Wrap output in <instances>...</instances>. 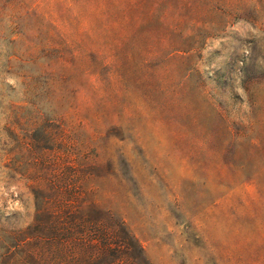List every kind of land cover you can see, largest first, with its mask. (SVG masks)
<instances>
[{
  "label": "rangeland",
  "instance_id": "374dc122",
  "mask_svg": "<svg viewBox=\"0 0 264 264\" xmlns=\"http://www.w3.org/2000/svg\"><path fill=\"white\" fill-rule=\"evenodd\" d=\"M9 1L0 3V264H264V0L187 59L143 70L135 58L123 77L107 54L103 65L81 54L62 70L44 34L12 44L34 28L31 5L65 3L80 17L74 31L92 26L83 1ZM15 48L31 65L9 71ZM89 80L103 96L86 91Z\"/></svg>",
  "mask_w": 264,
  "mask_h": 264
},
{
  "label": "trees",
  "instance_id": "16d2710c",
  "mask_svg": "<svg viewBox=\"0 0 264 264\" xmlns=\"http://www.w3.org/2000/svg\"><path fill=\"white\" fill-rule=\"evenodd\" d=\"M81 1L93 17L92 26L86 29L80 27L74 31L72 28L78 27L80 17L73 15L74 8L65 3L53 4L45 13L39 10V7L31 5L25 11L24 19L34 25V28L30 30L23 26L19 38L14 39L12 44L15 47L22 41L26 43L29 39H39L44 34L50 43L49 48L59 55L56 64L62 70L67 69L70 63L79 60L82 55L93 57L103 65V56L107 54L108 59L117 60L110 67L117 68L123 77V63L126 65L139 58L142 64L140 69L153 70V66H148L147 63L158 58L168 61L176 57L187 59V55L198 49L212 32L225 26L229 19L249 16L256 11L255 0ZM0 3L9 4L10 1L0 0ZM208 14L223 18L216 22L208 18ZM44 26L50 33H44ZM162 33L166 37L164 41L160 39ZM3 35L4 31L0 30V38ZM87 42H101L103 46L101 49H92L86 47ZM136 44H140L141 49L133 55L127 49L132 47L135 50ZM68 57L72 61L68 62ZM7 58L9 71L13 70L17 62H21L20 65L24 67L31 65L30 61L22 59L25 58L23 49L15 48ZM83 75L87 76L86 73ZM150 77H154L153 71L150 72ZM28 78L30 77L27 76ZM103 87L101 82L89 80L86 91L101 97Z\"/></svg>",
  "mask_w": 264,
  "mask_h": 264
}]
</instances>
